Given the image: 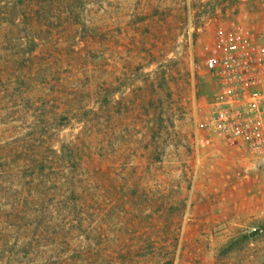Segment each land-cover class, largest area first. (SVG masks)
I'll return each instance as SVG.
<instances>
[{"label":"rangeland","instance_id":"374dc122","mask_svg":"<svg viewBox=\"0 0 264 264\" xmlns=\"http://www.w3.org/2000/svg\"><path fill=\"white\" fill-rule=\"evenodd\" d=\"M260 12L0 0V264H264V154L200 127L206 47Z\"/></svg>","mask_w":264,"mask_h":264},{"label":"built area","instance_id":"2783aa9c","mask_svg":"<svg viewBox=\"0 0 264 264\" xmlns=\"http://www.w3.org/2000/svg\"><path fill=\"white\" fill-rule=\"evenodd\" d=\"M200 68L214 90L202 129L264 154V43L238 27H219L206 47ZM196 143L203 145L200 134Z\"/></svg>","mask_w":264,"mask_h":264},{"label":"crops","instance_id":"0c3cea01","mask_svg":"<svg viewBox=\"0 0 264 264\" xmlns=\"http://www.w3.org/2000/svg\"><path fill=\"white\" fill-rule=\"evenodd\" d=\"M243 16V15H242ZM244 17V16H243ZM242 17V18H243ZM247 20V19H246ZM248 21V20H247ZM256 23V22H255ZM256 25H260V32L263 31L264 28V12H260V22L257 21ZM260 39H261V35H260Z\"/></svg>","mask_w":264,"mask_h":264}]
</instances>
